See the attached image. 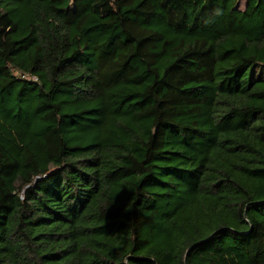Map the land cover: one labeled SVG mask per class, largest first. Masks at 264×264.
<instances>
[{
  "label": "trees",
  "instance_id": "1",
  "mask_svg": "<svg viewBox=\"0 0 264 264\" xmlns=\"http://www.w3.org/2000/svg\"><path fill=\"white\" fill-rule=\"evenodd\" d=\"M0 0V264H264V0Z\"/></svg>",
  "mask_w": 264,
  "mask_h": 264
},
{
  "label": "rangeland",
  "instance_id": "2",
  "mask_svg": "<svg viewBox=\"0 0 264 264\" xmlns=\"http://www.w3.org/2000/svg\"><path fill=\"white\" fill-rule=\"evenodd\" d=\"M244 1H245V0H239V2H238V6H239V8H243V6H244Z\"/></svg>",
  "mask_w": 264,
  "mask_h": 264
}]
</instances>
